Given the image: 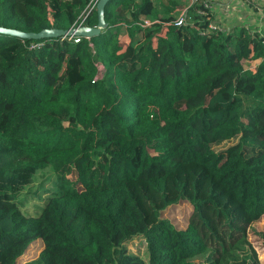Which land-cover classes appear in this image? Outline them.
<instances>
[{"label":"trees","instance_id":"1","mask_svg":"<svg viewBox=\"0 0 264 264\" xmlns=\"http://www.w3.org/2000/svg\"><path fill=\"white\" fill-rule=\"evenodd\" d=\"M92 3L0 0V27H96ZM202 9L179 27L180 0H110L92 39L0 34V264L37 241L28 264H263L264 35L209 33ZM182 202L186 229L162 216ZM138 236L147 260L127 249Z\"/></svg>","mask_w":264,"mask_h":264},{"label":"rangeland","instance_id":"2","mask_svg":"<svg viewBox=\"0 0 264 264\" xmlns=\"http://www.w3.org/2000/svg\"><path fill=\"white\" fill-rule=\"evenodd\" d=\"M96 0H93V3L91 5V7L94 6ZM137 1H141V0H137ZM159 0H155V2H158ZM164 4H167L169 2V0H161ZM201 1V0H200ZM180 3L183 6V11L188 9L191 5V1L190 0H180ZM96 8H97V4H96ZM114 16L117 17L116 13H114ZM152 21V20H151ZM191 21V19L189 18V22ZM117 22L118 23H125L123 22L122 18H118L117 17ZM227 22H230L229 20H227ZM216 23L219 24L218 21H216ZM222 24H226V22L222 23ZM123 26L127 27V24H123ZM249 30L251 33H258L259 35H264V24L261 23L260 26L257 25H249ZM226 31V30H225ZM129 38L126 34H123L120 36V41L124 44L127 45V43L129 42ZM137 41V40H136ZM136 41H133V44L136 43ZM130 42L132 43V41L130 40ZM246 68H253L256 70L257 68V64H249V63H245L244 64ZM242 135V134H240ZM234 144V142H231L229 144H225L223 146H221L219 148V153H225L227 151V149L232 146ZM43 173L41 175H43L44 177H48L49 175H51V169L48 168L46 171L44 172H40ZM72 179H76L77 175L76 173H73L70 176ZM40 179L38 181L35 182L34 185H38L40 183ZM29 207L33 208L35 207V205H30ZM193 207L190 203L188 202H182L178 205L175 206H171L169 207L167 210H165L162 214V216L165 219L170 220L178 229H186L188 226V221L190 218V215L192 213ZM92 232L94 234L95 237L100 238L98 230L93 227L92 228ZM264 234V217L258 221L257 223H255L253 225V228L251 230L250 233V242L252 247L256 250V252L258 253V257L259 259L263 262L264 264V238L263 235ZM146 241L143 238V236H138L136 237L134 240H132L131 242H129L127 244V249L129 251L130 254L132 255H140L144 260H147V255H146ZM44 248V244L41 241H37L35 242L30 249L27 251V253L21 258L19 259L17 264H28L34 260H36L38 258V256L40 255L41 251ZM108 255L110 258V261L113 262V254L112 251H108Z\"/></svg>","mask_w":264,"mask_h":264},{"label":"crops","instance_id":"3","mask_svg":"<svg viewBox=\"0 0 264 264\" xmlns=\"http://www.w3.org/2000/svg\"><path fill=\"white\" fill-rule=\"evenodd\" d=\"M215 21L223 31L264 24V0H213ZM117 21V17L114 18ZM120 19V18H119ZM229 20L230 22H227ZM226 24H222V23Z\"/></svg>","mask_w":264,"mask_h":264},{"label":"water","instance_id":"4","mask_svg":"<svg viewBox=\"0 0 264 264\" xmlns=\"http://www.w3.org/2000/svg\"><path fill=\"white\" fill-rule=\"evenodd\" d=\"M110 0H100L97 4V11L99 22L96 27H87L79 25L70 30H57V29H46L40 33H25L14 29H6L0 27V34L16 36L24 40H46V39H57V38H66V37H83L86 39H92L100 35L103 29L106 28L105 21V8Z\"/></svg>","mask_w":264,"mask_h":264},{"label":"built area","instance_id":"5","mask_svg":"<svg viewBox=\"0 0 264 264\" xmlns=\"http://www.w3.org/2000/svg\"><path fill=\"white\" fill-rule=\"evenodd\" d=\"M100 0H96L95 1V4L93 7H91V10L94 9L96 7V4H98ZM137 1V0H136ZM155 1V0H154ZM191 1V5L194 4L197 0H190ZM141 1H137V3H140ZM201 3L203 4L204 6V9L202 10H199V14L202 15V16H206L208 15L209 13H212V14H215V6H214V3H213V0H201ZM188 9L184 10L180 16L177 18L175 24L177 26H182L186 23L189 22V18H188ZM207 21H210L209 23V30L208 32L211 33V32H217V31H223L221 29L220 26H218V24L216 23L215 21V18L211 19L210 17L207 19ZM154 24L153 21H151L150 19L146 18V17H143L141 18L140 20V25L143 26L144 28H147V27H150ZM208 33L205 31V32H201V35L202 36H205L207 35ZM74 38V42L75 43H79L81 41V37H71L69 38L70 40H72ZM42 44H32L31 47H37V46H41ZM97 68H98V77H102L103 76V73H104V66L101 64V63H97ZM147 244V243H146Z\"/></svg>","mask_w":264,"mask_h":264}]
</instances>
